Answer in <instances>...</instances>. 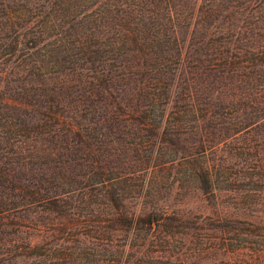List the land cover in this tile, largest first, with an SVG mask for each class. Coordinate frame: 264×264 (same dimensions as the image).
I'll return each mask as SVG.
<instances>
[{
  "label": "trees",
  "instance_id": "1",
  "mask_svg": "<svg viewBox=\"0 0 264 264\" xmlns=\"http://www.w3.org/2000/svg\"><path fill=\"white\" fill-rule=\"evenodd\" d=\"M174 163L210 212L132 208ZM0 264H264V0H0Z\"/></svg>",
  "mask_w": 264,
  "mask_h": 264
},
{
  "label": "rangeland",
  "instance_id": "2",
  "mask_svg": "<svg viewBox=\"0 0 264 264\" xmlns=\"http://www.w3.org/2000/svg\"><path fill=\"white\" fill-rule=\"evenodd\" d=\"M221 152L216 153V160H219ZM237 159L231 162H221V168L216 175L215 181L217 186L221 189L216 194L215 202L217 206H225L228 214H241L239 211L245 210L248 214H261L260 208L254 205L256 199H258L259 193L255 191V184L248 185V180L245 178H239L243 170L240 169L242 165ZM189 169L186 171L182 164L174 163V166L162 171V174H158L160 178L158 183L155 184L158 193L151 194L148 198L142 199L145 194L146 188L151 183V176L142 177L136 185L130 187L128 191V199L131 202V207L135 209L146 208L150 204L147 200L156 201V203H164L168 206L180 205L185 212H203L209 213L211 208L214 207L212 198H209L205 194H201L196 189V183L189 177ZM163 177L164 180H163ZM146 178V179H145ZM144 182H142V180ZM225 180V182H217ZM140 184L143 185L142 191H140ZM153 186V184H152ZM136 197L137 200L133 199ZM145 206V207H144ZM244 212V211H243ZM241 216V215H240Z\"/></svg>",
  "mask_w": 264,
  "mask_h": 264
}]
</instances>
